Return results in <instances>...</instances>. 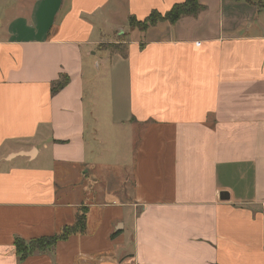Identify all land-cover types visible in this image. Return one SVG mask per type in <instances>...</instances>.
Returning <instances> with one entry per match:
<instances>
[{"label":"crops","instance_id":"obj_1","mask_svg":"<svg viewBox=\"0 0 264 264\" xmlns=\"http://www.w3.org/2000/svg\"><path fill=\"white\" fill-rule=\"evenodd\" d=\"M184 1L0 0V264H264V11Z\"/></svg>","mask_w":264,"mask_h":264},{"label":"trees","instance_id":"obj_2","mask_svg":"<svg viewBox=\"0 0 264 264\" xmlns=\"http://www.w3.org/2000/svg\"><path fill=\"white\" fill-rule=\"evenodd\" d=\"M232 1H243L252 6H256L258 9L264 11V5H261L260 0H232ZM205 9L198 0H185L184 2L174 4L167 12L159 13L157 11L151 12L147 17L142 20L130 16L128 18V26L131 29H138L140 32H145L151 27H155L159 23H169L174 24L179 19L183 17H196L200 12ZM124 36L119 37L122 39ZM117 40L116 43L101 45L100 48L107 49L111 53H118L122 57L127 56V47L124 40ZM68 83V78L62 76L60 81L53 84L51 93L55 94L61 90ZM85 208L79 210L76 215L75 221L72 225L65 226L61 230L60 234L51 237H43L38 239H33L30 241H24L22 239L16 238L14 240V249L19 261L24 260L28 256L34 253H43L50 251L56 243L59 241H66L71 235L80 233L84 231L85 228ZM115 234L111 235L114 237Z\"/></svg>","mask_w":264,"mask_h":264},{"label":"rangeland","instance_id":"obj_3","mask_svg":"<svg viewBox=\"0 0 264 264\" xmlns=\"http://www.w3.org/2000/svg\"><path fill=\"white\" fill-rule=\"evenodd\" d=\"M261 5H264V3H262ZM256 7V6H255ZM257 8V7H256ZM120 24H121V22H120ZM124 24H125V28H124V30H127L128 29V25L124 22ZM133 29H131L130 28V31H132ZM135 30H137V34H140L139 32V30L138 29H135ZM116 35V34H115ZM122 36H123V34H122ZM114 39H116V36L114 37ZM127 40V39H126ZM104 45V44H103Z\"/></svg>","mask_w":264,"mask_h":264}]
</instances>
